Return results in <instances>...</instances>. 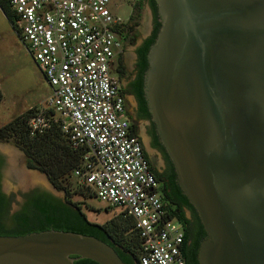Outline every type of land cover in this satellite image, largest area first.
Wrapping results in <instances>:
<instances>
[{
  "label": "water",
  "instance_id": "1",
  "mask_svg": "<svg viewBox=\"0 0 264 264\" xmlns=\"http://www.w3.org/2000/svg\"><path fill=\"white\" fill-rule=\"evenodd\" d=\"M156 2L144 96L207 234L198 262L264 264V0ZM79 259L126 264L91 235H0V264Z\"/></svg>",
  "mask_w": 264,
  "mask_h": 264
},
{
  "label": "built area",
  "instance_id": "2",
  "mask_svg": "<svg viewBox=\"0 0 264 264\" xmlns=\"http://www.w3.org/2000/svg\"><path fill=\"white\" fill-rule=\"evenodd\" d=\"M13 27L42 70L52 93L28 121L31 134L58 122L82 160L74 176L97 199L133 218L141 239L140 264H187L185 231L132 127L119 78L123 54L113 0H6ZM134 10L139 0H128Z\"/></svg>",
  "mask_w": 264,
  "mask_h": 264
},
{
  "label": "trees",
  "instance_id": "3",
  "mask_svg": "<svg viewBox=\"0 0 264 264\" xmlns=\"http://www.w3.org/2000/svg\"><path fill=\"white\" fill-rule=\"evenodd\" d=\"M0 7L13 24L14 14L9 3L6 0H0ZM141 18V6L140 3H136L130 19L134 21L131 28L134 31L132 41H135L137 36V28L140 25ZM124 26L125 24L120 29L122 32ZM158 31L156 29L153 36L139 50L140 63L144 72L148 67V51L154 43ZM137 91L143 109L146 110L142 78L139 80ZM2 96L3 93L0 90V101ZM37 108L32 107L1 126L0 139L4 141L13 139L25 152L28 159V167L46 174L50 182L58 190L64 191L66 195L62 199L47 190L35 189L31 193L25 194L24 201L18 211L11 212V200L1 191L0 185V235H24L49 229L91 235L109 243L113 247L114 243H117L121 249L114 248L126 264H140L141 239L135 229L134 219L125 217L123 213H119L103 224L93 222L88 218L84 209L85 206L91 210L95 208L89 204L87 199L97 198V196L91 186L83 184L80 179L74 176L75 170L81 164L82 151L73 146L58 122L54 121L47 130L34 135L31 134L28 121L37 111ZM133 126L134 129L136 128L135 132L138 133L137 126ZM156 143H158L157 140ZM165 155L169 160L167 153ZM146 157L148 158L147 153ZM5 162V156L0 153V175ZM170 166L172 170L169 174V179L172 183L173 192H169L168 188H165L166 197L164 199L169 203L170 214L175 216L183 226L188 224V219L182 210V206L187 205L195 211L197 232L193 240L190 241V234L187 230L185 231V241L182 249L187 264H197L199 246L207 234L200 218L197 216L196 209L183 194L176 181L173 165L170 164ZM152 170L158 178L159 173L153 165ZM76 195L81 196L84 201L74 200ZM105 209L109 211L114 208L107 205ZM75 263L99 264L90 259H79Z\"/></svg>",
  "mask_w": 264,
  "mask_h": 264
},
{
  "label": "rangeland",
  "instance_id": "4",
  "mask_svg": "<svg viewBox=\"0 0 264 264\" xmlns=\"http://www.w3.org/2000/svg\"><path fill=\"white\" fill-rule=\"evenodd\" d=\"M110 7L114 15L125 21L131 18L134 12L132 4L128 0H113ZM150 22V12L146 9L138 26L139 30H142L138 35V40L147 35ZM133 48V46L128 47L129 55ZM0 90L3 93L0 101V127L32 107H47L48 99L52 93L42 70L19 38L17 31L1 7ZM0 153L7 160L1 169V191L10 198L12 211L20 209L24 201V194L34 188L40 187L57 197L65 198V192L54 189L46 174L28 167L25 152L13 139L8 141L0 139ZM153 154L158 165L161 166V155L156 152ZM18 168L33 177L32 180L28 177L27 179L23 177V179L20 174L16 175ZM30 169L35 172H29ZM74 200L84 201L78 195L74 196ZM87 201L95 208L93 210L87 209L86 206L84 208L88 218L93 222L103 224L120 213L117 208L107 211L105 209L107 204L97 198L87 199Z\"/></svg>",
  "mask_w": 264,
  "mask_h": 264
},
{
  "label": "flooded vegetation",
  "instance_id": "5",
  "mask_svg": "<svg viewBox=\"0 0 264 264\" xmlns=\"http://www.w3.org/2000/svg\"><path fill=\"white\" fill-rule=\"evenodd\" d=\"M137 3H140L141 9H142V18L144 16V12L146 9L150 12L151 22L148 26L149 28L147 29V35L143 37V39L138 40V37H139L138 35L139 33H141L142 30H139V28H137V33H136L137 36L135 38V41H132L131 39L133 38L134 31L131 30V28H132V24L134 23V21L130 20L131 18H129L126 21L125 26L123 28V32L121 33L122 44H123V50H122L123 54L116 60L113 66V73L119 78L121 82L122 91L126 98L128 116L131 121L132 127L134 129L133 125L137 126L138 128L137 134L139 135L140 139L142 140L144 144V148L148 155V158L150 162L152 163V165L154 166V168L156 169V171L159 173V176L157 178L159 182V190L161 191L163 198H165L166 197V193L164 192L165 188H168L169 192H173L172 183L170 182V179H169V174L172 170L170 164H172V162L170 158L168 160L165 155L166 154L165 148L160 141V137L157 132L156 124L154 123L152 119V115L149 111L147 101L144 96V74L145 72L142 71V65L140 63L141 60H140V54H139L140 48L145 44V42L150 37L153 36L156 29L159 30L160 24H161L160 15H159L156 0H139ZM129 46L134 47L130 55L128 54ZM141 78L143 79V96L145 99L146 110L143 109V106H142L141 101L139 100L138 91H137L139 80ZM155 139L157 140L158 143H156ZM153 152H156L161 155V158H162L161 166H159L158 162L155 160V156ZM5 163H7V160ZM21 171L25 172L23 169L18 168L16 171V175L18 174L21 175ZM173 171L175 172L174 166H173ZM25 173L28 174L27 172ZM176 181L178 183L177 174H176ZM35 189L42 190V188L39 187V188H34L27 193H31ZM18 210H15V211H18ZM182 210L188 219V224L184 226L182 225V226H183L184 231L187 230L189 232L190 241H192L195 233L197 232V223H196L197 217L195 215V211L192 208L188 207L187 205H183ZM15 211H12L11 209V212H15ZM197 216L199 217L198 213H197ZM114 247L117 249H121L117 243H114ZM193 264H196V263H193ZM197 264H199V262Z\"/></svg>",
  "mask_w": 264,
  "mask_h": 264
},
{
  "label": "bare ground",
  "instance_id": "6",
  "mask_svg": "<svg viewBox=\"0 0 264 264\" xmlns=\"http://www.w3.org/2000/svg\"><path fill=\"white\" fill-rule=\"evenodd\" d=\"M21 177H22V178L24 177V178H26V179H27V177H28V178H30L31 180H32V178H33V177H30L29 175L25 174V172H22V171H21ZM24 178H23V179H24Z\"/></svg>",
  "mask_w": 264,
  "mask_h": 264
}]
</instances>
